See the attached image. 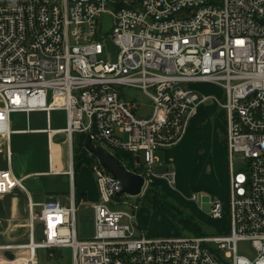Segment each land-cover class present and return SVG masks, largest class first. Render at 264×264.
Returning a JSON list of instances; mask_svg holds the SVG:
<instances>
[{
	"label": "built area",
	"instance_id": "obj_1",
	"mask_svg": "<svg viewBox=\"0 0 264 264\" xmlns=\"http://www.w3.org/2000/svg\"><path fill=\"white\" fill-rule=\"evenodd\" d=\"M106 15L119 50L114 63L101 59ZM195 83L220 86L223 103L190 90ZM124 87L149 99L146 118L136 117L139 106L123 97ZM211 100L225 111L226 228L215 236H145L138 207L118 208L126 205L119 182L84 150L99 201L90 206L94 235L80 241L73 137L130 153L142 196L158 181L174 186L171 167L154 153L180 143L196 107ZM53 112L64 113L65 128L51 129ZM32 113L45 114L47 127L38 132L48 139L47 175L59 174L51 167L52 137H65L68 207L34 204L9 168V136L25 133L12 130L11 116L24 114L27 123ZM1 161L0 198L26 194L28 236L26 243L0 240V264H39L61 249H69L70 264H264V0H0ZM190 201H205L208 216L222 220L214 195L199 192ZM244 242L252 257L238 253Z\"/></svg>",
	"mask_w": 264,
	"mask_h": 264
},
{
	"label": "rangeland",
	"instance_id": "obj_2",
	"mask_svg": "<svg viewBox=\"0 0 264 264\" xmlns=\"http://www.w3.org/2000/svg\"><path fill=\"white\" fill-rule=\"evenodd\" d=\"M103 55L101 59L105 63H114L119 55V50L114 46L111 37L107 36L102 41ZM190 90L198 92L200 95L212 97L219 103H223L224 91L220 86L210 84H190ZM123 97L127 100L135 101L139 106L136 117L146 118L150 114L149 99L146 95L136 89L124 87L120 91ZM205 106V113L199 116L201 122L195 123L191 116L188 123V130L181 143L177 146L169 147L167 150H158L154 153L157 159H161L164 155L171 157L170 165L175 174L176 181L173 187L168 188L163 182L158 181L157 184L150 190L157 192L160 198L164 199L166 203H172L177 206L181 212L187 217L195 220L202 232L206 235H214L219 233L227 226L225 213L228 210L229 200V168L227 161V147H226V124L225 111L211 100ZM12 130L23 131L29 129L31 131L45 130L47 124L45 123L44 113H32L27 117L24 114H15L11 116ZM51 128H64L65 117L62 112H53L50 115ZM195 123L190 126V123ZM35 133V132H34ZM54 145L59 146L64 142L65 137L62 135H54L52 137ZM9 150L12 154L11 168L16 178L30 174L31 176L22 180V185L31 196L33 203L40 205L45 203L46 199L51 194L54 195L60 203L64 206H69V199L63 195L65 188L59 176H42L39 174L47 173V138L45 134L38 132L12 134L9 136ZM54 145L51 150L54 152L52 171L57 170V153ZM172 151V152H171ZM175 154V155H174ZM80 159L74 164V195L76 196V216L75 224L77 231V238L80 241L92 239L94 235L93 211L90 206L93 202L95 204L99 201V194L97 190L96 180L91 172V161L81 154ZM142 155V154H141ZM173 155V156H171ZM3 163V164H2ZM1 168H4V162ZM55 164V165H54ZM54 165V167H53ZM39 175V176H34ZM160 184V185H159ZM86 189V190H85ZM149 189V188H147ZM85 190V191H82ZM82 191V192H81ZM204 192L209 195H214L223 207L222 220H212L208 216V206L203 202L202 207H198L195 203L190 201L192 194ZM66 193V192H65ZM86 195V198L83 197ZM17 197V196H16ZM151 197V196H150ZM148 196V199L150 198ZM22 208L15 214L6 213L5 211L0 215V229L4 230L3 240L7 241L12 238L18 243H26L27 225H26V211H24V201ZM121 201L126 203L125 206H119V209H129V206H137V217L141 219L143 233L147 237H171V236H189L190 233L175 226L173 222L165 215L152 211L144 204L142 197L121 196ZM7 208L9 202L2 204ZM35 213L40 214V208H36ZM17 217L18 219H12ZM41 231L39 230V236ZM9 236V238H8ZM13 242V241H12ZM11 242V243H12ZM240 255L252 257L254 255L249 244L244 242L237 246ZM60 257L56 261H49L44 259L39 264H70L71 253L69 249H61Z\"/></svg>",
	"mask_w": 264,
	"mask_h": 264
},
{
	"label": "trees",
	"instance_id": "obj_3",
	"mask_svg": "<svg viewBox=\"0 0 264 264\" xmlns=\"http://www.w3.org/2000/svg\"><path fill=\"white\" fill-rule=\"evenodd\" d=\"M86 137L83 135H78L73 137V150L74 152V162H77L80 159L82 153H85L83 149V144ZM114 160L121 166L125 168V170L135 171L133 169L132 164V156L128 152L114 150L111 152ZM157 183L151 185L149 189H147L144 194L141 196L144 199V204L146 207L151 209L152 211H157L158 213L167 216L170 220L175 224V226L181 227V229L188 231L190 235L200 236L206 235L202 232L198 223L193 220L191 217H187L179 210V208L172 203H166L164 199L160 198L157 192L150 190ZM148 196L150 197L148 199ZM60 257L59 251L54 253V257L52 259H48L49 261H56Z\"/></svg>",
	"mask_w": 264,
	"mask_h": 264
},
{
	"label": "water",
	"instance_id": "obj_4",
	"mask_svg": "<svg viewBox=\"0 0 264 264\" xmlns=\"http://www.w3.org/2000/svg\"><path fill=\"white\" fill-rule=\"evenodd\" d=\"M102 22L99 28V35L102 38H106L108 33L112 28L111 20L108 16L102 17ZM84 150L95 159L113 179H116L119 184L121 191L117 194V197L130 196V197H141V188L143 186V178L137 176L136 174L125 170V168L119 165L113 158L112 153L105 152L100 148H93L89 140H85L83 144ZM62 152V162L65 169H67V152L65 145L61 147ZM54 200H49L48 202H54Z\"/></svg>",
	"mask_w": 264,
	"mask_h": 264
},
{
	"label": "crops",
	"instance_id": "obj_5",
	"mask_svg": "<svg viewBox=\"0 0 264 264\" xmlns=\"http://www.w3.org/2000/svg\"><path fill=\"white\" fill-rule=\"evenodd\" d=\"M204 104H208V103H202V104H199L197 107H196V110H195V112H194V114H193V119H194V121H195V123H197V121H198V123L199 122H201V119H199V116H201V114L202 113H205V106H203ZM64 114V113H63ZM64 117H65V115H64ZM45 123H46V120H45ZM50 123H51V119H50ZM194 122L193 123H190V126H192V125H194L195 124ZM27 124V123H26ZM47 124V123H46ZM28 125V124H27ZM65 126H66V123H65ZM189 126V125H188ZM65 128V127H64ZM52 129V128H51ZM53 129H63V128H53ZM187 130H188V128H187ZM23 131H25V133H30V132H33V131H31V130H29V129H24ZM23 131H17V132H23ZM39 130H37V131H34V132H38ZM40 131H42V130H40ZM186 133H187V131H186ZM34 134V133H33ZM53 139V138H52ZM181 143V142H180ZM179 143V144H180ZM178 144V145H179ZM52 145H54L53 144V142H52ZM62 145H64V142L61 144V145H59V146H56V145H54V148L56 149L55 150V152L57 153V171L56 172H58L59 174H53V175H49V176H59V177H62L61 178V181H62V184L64 185V188H65V192L64 193H62L63 195H66L67 197H68V199H69V193H70V190H71V187H70V183H69V181H67V178L64 176V175H62V173H64L65 172V166H63V162H62V152H61V147H62ZM177 145V146H178ZM47 146H48V139H47V143H46V151H47ZM51 152H52V150H51ZM172 152V151H171ZM83 155H85V153H83ZM175 155V154H174ZM47 156H48V153H47ZM82 156V155H81ZM171 156H173V155H171ZM53 157H54V152H53ZM85 157H87L86 155H85ZM11 159H12V154H11ZM159 162H161V163H165V164H169V162H171V157L170 156H167L166 155V161H164V155L162 156V158L161 159H159ZM3 164V163H2ZM2 164H0L1 166H2ZM55 165V164H54ZM54 165H53V167H54ZM170 166V165H169ZM47 167H48V164H47ZM6 168V166H5V164H4V168L3 169H5ZM10 170H11V172H12V174H13V171H12V168H11V160H10ZM49 168V167H48ZM157 171H160V170H158L157 169ZM48 172H49V170H48ZM48 172L47 173H41V174H39V175H42V176H48L47 174H48ZM14 175V174H13ZM39 175H34V176H39ZM31 175L30 174H26V175H24V176H21V177H19V178H16V179H18V180H25L26 178H28V177H30ZM160 185V184H159ZM75 186V185H74ZM74 188V187H73ZM86 190V189H85ZM85 190H82V191H85ZM81 191V192H82ZM27 192V191H26ZM73 192H74V190H73ZM57 193L56 192H54V194H51L50 195V197L48 198V199H46V202H48L49 200H57V201H59L58 200V198H56V196H54V195H56ZM85 193H83L82 195H83V197L84 198H86V195H84ZM27 195L30 197V199H31V201H32V198H31V196L28 194V192H27ZM17 196V197H16ZM19 197H21V199H22V202L24 203V211H26V215H27V217H28V211H27V196H26V194L25 193H22V192H20V191H18V190H15L11 195H9V196H4L3 198H0V215H1V213L2 212H10V213H12V214H15L14 216H16V213L22 208V205H21V201H20V198ZM76 197V196H75ZM6 202H9V206L7 207V208H5V207H3V205L2 204H4V203H6ZM33 202V201H32ZM60 202V201H59ZM35 204V203H34ZM41 204V203H40ZM62 204V203H61ZM92 205H96L95 204V202H93L92 204H91V206ZM17 209H18V211H17ZM36 209V208H35ZM2 211V212H1ZM6 212V213H7ZM136 218H137V221L140 223V225H141V227H142V223L143 222H141V219H140V217L138 216L137 217V215H136ZM12 219H18L17 217H13ZM4 230H5V228L3 229L2 228V231H3V233H4ZM0 231H1V229H0ZM3 238H4V236H3ZM3 238L2 237H0V240L1 241H4V242H8V243H11L12 241V243H18V242H16L15 240H13L12 238H9V236H8V238L10 239V240H7V241H5V240H3ZM4 239H6V238H4Z\"/></svg>",
	"mask_w": 264,
	"mask_h": 264
},
{
	"label": "bare ground",
	"instance_id": "obj_6",
	"mask_svg": "<svg viewBox=\"0 0 264 264\" xmlns=\"http://www.w3.org/2000/svg\"><path fill=\"white\" fill-rule=\"evenodd\" d=\"M16 134H22V133H16ZM65 140V139H64ZM51 152V151H50ZM52 163H53V152H52V159H51V166H52ZM27 216V215H26ZM26 223H27V220H26ZM27 236H28V225H27Z\"/></svg>",
	"mask_w": 264,
	"mask_h": 264
}]
</instances>
